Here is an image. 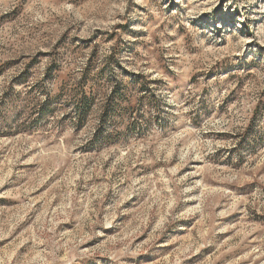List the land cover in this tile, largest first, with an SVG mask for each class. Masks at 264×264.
<instances>
[{"label":"rangeland","instance_id":"rangeland-1","mask_svg":"<svg viewBox=\"0 0 264 264\" xmlns=\"http://www.w3.org/2000/svg\"><path fill=\"white\" fill-rule=\"evenodd\" d=\"M0 264H264V0H0Z\"/></svg>","mask_w":264,"mask_h":264},{"label":"trees","instance_id":"trees-1","mask_svg":"<svg viewBox=\"0 0 264 264\" xmlns=\"http://www.w3.org/2000/svg\"><path fill=\"white\" fill-rule=\"evenodd\" d=\"M122 88H126V86H121ZM118 89V87L113 88V90H111L110 92V96H109V106L107 108H109L111 106V104L117 100V99H122V94L120 92V90H116ZM91 90H80L79 92H74L72 94V97L74 98L73 101V111L74 114L77 117V121L78 123L82 124L85 120V117L87 115V113L90 111L91 107H92V100H91ZM103 119L102 122L106 121V119H108L110 117V113L107 112V109H105V111L103 112ZM102 132L99 130H97L95 132V137L98 136V138L101 137ZM114 137L112 134H105L102 138V142L101 144H110L113 143L114 141Z\"/></svg>","mask_w":264,"mask_h":264}]
</instances>
